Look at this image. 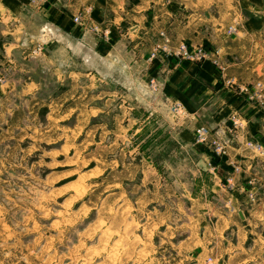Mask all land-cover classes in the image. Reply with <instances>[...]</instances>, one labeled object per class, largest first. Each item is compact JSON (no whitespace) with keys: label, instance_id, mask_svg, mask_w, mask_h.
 <instances>
[{"label":"rangeland","instance_id":"374dc122","mask_svg":"<svg viewBox=\"0 0 264 264\" xmlns=\"http://www.w3.org/2000/svg\"><path fill=\"white\" fill-rule=\"evenodd\" d=\"M259 16L264 20V5ZM5 43L0 38V86L9 88L0 94V264H178V256L163 250V240L178 242L180 233L202 226L182 223L208 214V193L183 184L193 160L175 151L172 115L150 116L145 131L136 133L135 120L129 128L117 125L121 111L114 108L115 97L110 114L91 118L86 79L42 80L34 73L38 88L31 90L23 69L30 50L21 46V63L14 65ZM224 45L220 62L230 66L226 77L264 86V26ZM138 114L135 107L131 115ZM152 125H158L156 141L162 142L154 158L147 155L158 146L146 135ZM237 162L233 167L239 169L221 182L227 194L209 197L216 204L230 202L234 190H241L260 253L252 264H264V223L254 222L264 216V161ZM158 168L162 175L153 171Z\"/></svg>","mask_w":264,"mask_h":264},{"label":"crops","instance_id":"0c3cea01","mask_svg":"<svg viewBox=\"0 0 264 264\" xmlns=\"http://www.w3.org/2000/svg\"><path fill=\"white\" fill-rule=\"evenodd\" d=\"M263 5L264 0H0V38L6 40L9 61L14 65L21 63L19 48L25 46L24 40L30 50L43 26L54 30V36L39 53L27 52L30 57L23 69L30 82H25L26 87L38 88L37 77L55 81L86 79L89 116L95 118L119 108L117 125L128 127V122L135 120L136 133L145 131L150 116L154 119L159 112L172 115L171 129L177 131L179 145L175 151L183 160H193L183 184L208 193L204 199L208 214L186 217L182 223L202 226L195 232L177 233L178 242L163 240L167 246L163 250L178 256V264H208L209 258L216 264H252L260 258L255 251L257 238L248 228L252 210L245 206L248 200L241 197V190H234L232 200L220 204L209 196L227 194L228 189L221 182L226 181L238 159L243 163L261 157L264 161V98L257 103L238 87L226 85V73L209 60L149 56L161 31L173 44L184 41L190 46L225 50V42L264 26L259 16ZM229 25H236L238 32L229 35ZM95 26L100 31L92 28ZM152 80L156 88L151 86ZM7 90V86H0V94ZM115 97L117 105L111 108L109 101ZM177 103L179 109L170 114L169 109ZM135 107L142 114L133 118ZM233 117L239 121L231 128ZM202 124L215 131L231 128L222 157L213 155L204 143L197 141L195 131ZM103 127L107 124L103 123ZM152 127L154 130L146 135L153 136L152 144L158 146L147 155L154 158L162 147L155 136L158 125ZM166 140L169 142L171 135ZM247 141L259 142L261 149L247 147ZM141 149L144 153L145 149ZM142 152L138 150L139 155ZM153 171L160 175L163 172L160 168ZM244 184L243 181L238 186L242 188ZM256 220L264 223V216L260 214ZM191 240L194 246L189 245ZM164 262L170 264V260Z\"/></svg>","mask_w":264,"mask_h":264},{"label":"built area","instance_id":"2783aa9c","mask_svg":"<svg viewBox=\"0 0 264 264\" xmlns=\"http://www.w3.org/2000/svg\"><path fill=\"white\" fill-rule=\"evenodd\" d=\"M74 19L76 21H80L79 16H75ZM92 28H94L95 31H100V28L97 26ZM227 31L228 33H236L237 28L234 26H229ZM104 34H106V31H104ZM53 36H54L53 28L48 25L43 26L40 30V33L33 38V43L31 44V46H29L30 52L34 54L38 53L41 50V47L45 45V43H47L49 40H51ZM23 44L25 46H28V42L25 40L23 41ZM159 54L174 55L180 60H191L193 62H203L209 60L215 66H217L222 73L225 74L226 71V67L223 66L220 62V57H221L220 48L217 47L207 48L204 45L190 46L184 41H179L178 43L173 44L171 42V39L166 35L164 31L160 32V40H158L155 43L149 58L154 59ZM224 81L226 85L238 87V89L244 91L250 100L263 101L264 86L261 83H256L254 87L248 85H242V84H238L235 78L226 77V75L224 76ZM151 86L153 88L157 87L154 80L151 81ZM179 107L180 104L177 103L171 107V110L173 112H176L179 109ZM238 121H239L238 118L233 117L232 125L229 126L231 128L235 127L238 124ZM229 126L224 130L218 129L215 131L212 127L202 124L196 128L195 137L197 141L204 143L207 146V148H209L212 151L213 155L222 157L226 153V149L230 141L229 137H227L231 131V128ZM246 145L247 147L252 149H256V150L261 149V145L259 142L247 141ZM237 169H239L238 166L232 167V171ZM229 181H231V179H229ZM208 264H213L211 262V259H208Z\"/></svg>","mask_w":264,"mask_h":264}]
</instances>
